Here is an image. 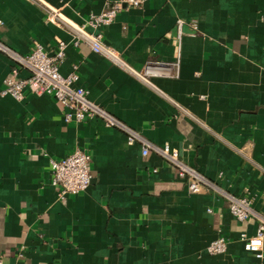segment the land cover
Instances as JSON below:
<instances>
[{"label":"crops","instance_id":"obj_1","mask_svg":"<svg viewBox=\"0 0 264 264\" xmlns=\"http://www.w3.org/2000/svg\"><path fill=\"white\" fill-rule=\"evenodd\" d=\"M117 0H0V41L28 54L68 46L59 71L78 75L92 102L150 144L169 145L218 188L189 192L157 152L100 119L66 123L48 95H0V258L11 264H264L246 250L258 231L226 195L264 217V0H144L102 29L116 59L79 41ZM42 4L60 18H49ZM182 20V36L177 21ZM198 25V30L191 27ZM89 32H97L87 27ZM167 66L147 73L148 64ZM13 64L0 52V93ZM77 147L92 158L91 186L59 196L50 160ZM219 236L227 252L206 248ZM246 239L243 240L242 237Z\"/></svg>","mask_w":264,"mask_h":264},{"label":"built area","instance_id":"obj_2","mask_svg":"<svg viewBox=\"0 0 264 264\" xmlns=\"http://www.w3.org/2000/svg\"><path fill=\"white\" fill-rule=\"evenodd\" d=\"M144 0H117L108 4L107 8L99 14H93L89 20L79 26H74L76 42H86L95 53L103 54L111 59H116L115 54L104 45L102 29L111 25L117 14L123 7L137 8ZM49 13V18H60L58 12L46 4H42ZM2 22L0 21V25ZM182 20L177 21L179 36H182ZM87 27L97 32L87 31ZM191 27L198 30V25L193 23ZM67 44L58 40L53 53L47 50L38 42H35L30 53L24 55L10 48L0 41V52L9 58L13 66L6 77L5 87L0 93L1 96H11L16 100H23L27 93L34 95H48L61 103L67 110L63 114L66 123H82L91 119H100L108 127H118L128 134L129 143L141 142L144 156L150 151L160 154L168 163H171L177 170L178 175L186 181L187 188L192 194L201 193L206 187L217 190L215 184L208 181L200 172L190 167L179 159L177 151L169 145L157 147L143 140L139 134L111 116L99 105L92 102L89 93L82 87L76 86L78 75L76 68L69 76H63L60 65L64 62ZM146 72L155 69H164L165 73L171 75L169 67L160 64H148ZM91 155L84 149L77 147L72 153L60 160H50L52 171L51 185L58 190L59 196L65 198L68 195H78L89 189L93 181L91 170ZM228 207L231 214L240 222L249 220L251 217L259 221L256 235L250 238L245 244L246 250L255 253L257 258L263 257L264 217L256 214L247 198H237L226 195ZM243 240L246 238L243 236ZM228 240L225 236H219L208 244L206 251L210 256H219L227 252ZM0 264H11L0 258Z\"/></svg>","mask_w":264,"mask_h":264}]
</instances>
